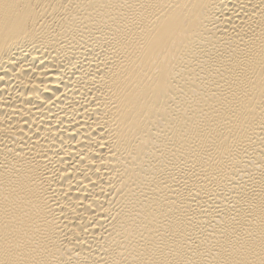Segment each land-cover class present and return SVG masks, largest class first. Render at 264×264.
Returning a JSON list of instances; mask_svg holds the SVG:
<instances>
[{"label": "bare ground", "instance_id": "1", "mask_svg": "<svg viewBox=\"0 0 264 264\" xmlns=\"http://www.w3.org/2000/svg\"><path fill=\"white\" fill-rule=\"evenodd\" d=\"M0 264H264V0H0Z\"/></svg>", "mask_w": 264, "mask_h": 264}]
</instances>
